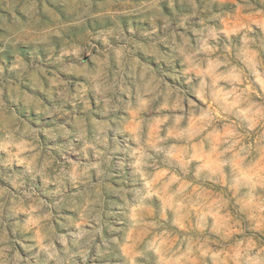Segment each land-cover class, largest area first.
<instances>
[{"label": "clouds", "instance_id": "1", "mask_svg": "<svg viewBox=\"0 0 264 264\" xmlns=\"http://www.w3.org/2000/svg\"><path fill=\"white\" fill-rule=\"evenodd\" d=\"M0 264H264V0H0Z\"/></svg>", "mask_w": 264, "mask_h": 264}]
</instances>
